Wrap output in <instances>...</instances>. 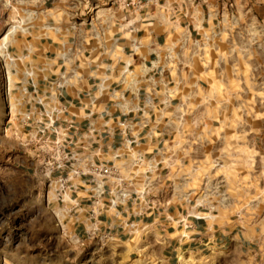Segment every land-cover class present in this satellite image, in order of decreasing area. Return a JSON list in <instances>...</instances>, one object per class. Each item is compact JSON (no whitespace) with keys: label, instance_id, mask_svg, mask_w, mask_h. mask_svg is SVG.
<instances>
[{"label":"crops","instance_id":"0c3cea01","mask_svg":"<svg viewBox=\"0 0 264 264\" xmlns=\"http://www.w3.org/2000/svg\"><path fill=\"white\" fill-rule=\"evenodd\" d=\"M127 1L0 0V35L8 28L10 50L53 73L64 63L84 77L102 76L107 68L115 75L128 61L134 88L148 87L144 73L152 70H142V64L158 53L157 65L164 68L169 85L155 87L157 107L149 117L172 128L179 122L177 114L199 58L218 51L220 58H250L253 41L257 53L252 58L263 55L264 0H132L133 6L125 5ZM133 40L138 42L134 50ZM153 146L144 143L146 150ZM21 153L25 171L37 159L28 148L21 147ZM184 208L181 200L164 205L143 219L141 233L116 232L103 248L87 246L88 263L264 264V220L234 217L218 208L183 228L174 218ZM123 213L129 215L127 209Z\"/></svg>","mask_w":264,"mask_h":264},{"label":"built area","instance_id":"2783aa9c","mask_svg":"<svg viewBox=\"0 0 264 264\" xmlns=\"http://www.w3.org/2000/svg\"><path fill=\"white\" fill-rule=\"evenodd\" d=\"M7 34L8 28L0 35L2 129L33 151L45 202L56 207L52 211L61 233L70 232L80 245L86 241L103 248L116 232L144 231L148 213L167 205L150 194L153 179L159 182L167 167L162 149L168 129L149 117L157 107L155 87L169 85L157 65L160 55L142 64V70H152L144 73L148 87L134 88L128 61L115 75L107 68L102 76L84 77L64 63L53 73L11 51ZM132 42L134 50L138 42ZM144 143L154 146L146 150ZM204 218L189 209L174 220L189 228L191 220Z\"/></svg>","mask_w":264,"mask_h":264},{"label":"rangeland","instance_id":"374dc122","mask_svg":"<svg viewBox=\"0 0 264 264\" xmlns=\"http://www.w3.org/2000/svg\"><path fill=\"white\" fill-rule=\"evenodd\" d=\"M255 42L250 58H220V51L199 58L179 122L167 127L166 174L153 179L154 198L181 200L204 216L222 208L264 220V52L252 58ZM4 113L0 90V264H89L85 249L96 246L61 233L38 162L23 170L19 139L2 129Z\"/></svg>","mask_w":264,"mask_h":264}]
</instances>
